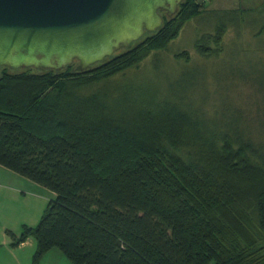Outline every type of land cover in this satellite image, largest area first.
Wrapping results in <instances>:
<instances>
[{
  "label": "trees",
  "instance_id": "obj_1",
  "mask_svg": "<svg viewBox=\"0 0 264 264\" xmlns=\"http://www.w3.org/2000/svg\"><path fill=\"white\" fill-rule=\"evenodd\" d=\"M160 10L156 30L90 67L0 65V163L56 192L36 224L7 229L14 246L35 237L31 264L54 246L75 264H264L259 147L260 161L251 140L219 143L177 102L123 113L87 89L165 47L202 7Z\"/></svg>",
  "mask_w": 264,
  "mask_h": 264
},
{
  "label": "rangeland",
  "instance_id": "obj_2",
  "mask_svg": "<svg viewBox=\"0 0 264 264\" xmlns=\"http://www.w3.org/2000/svg\"><path fill=\"white\" fill-rule=\"evenodd\" d=\"M197 1L201 13L185 21L165 47L87 89L101 90L112 109L123 113L177 102L219 143L224 135L251 140L259 160L258 147L264 153V2ZM221 25L226 29L217 44L213 34ZM204 35H210V53L197 47ZM47 201L39 200L40 217Z\"/></svg>",
  "mask_w": 264,
  "mask_h": 264
},
{
  "label": "water",
  "instance_id": "obj_3",
  "mask_svg": "<svg viewBox=\"0 0 264 264\" xmlns=\"http://www.w3.org/2000/svg\"><path fill=\"white\" fill-rule=\"evenodd\" d=\"M181 0H0V65L84 69L130 46Z\"/></svg>",
  "mask_w": 264,
  "mask_h": 264
},
{
  "label": "crops",
  "instance_id": "obj_4",
  "mask_svg": "<svg viewBox=\"0 0 264 264\" xmlns=\"http://www.w3.org/2000/svg\"><path fill=\"white\" fill-rule=\"evenodd\" d=\"M55 196L51 188L0 163V264H31L35 237L30 235L14 246L7 229L19 235L23 223L36 224L42 208L39 200L47 201ZM39 264L75 263L61 248L54 246L44 253Z\"/></svg>",
  "mask_w": 264,
  "mask_h": 264
},
{
  "label": "flooded vegetation",
  "instance_id": "obj_5",
  "mask_svg": "<svg viewBox=\"0 0 264 264\" xmlns=\"http://www.w3.org/2000/svg\"><path fill=\"white\" fill-rule=\"evenodd\" d=\"M163 11H165L166 12V10L165 9H162ZM124 46H122V47H120L118 50H120L121 48H123ZM117 51V50H116ZM77 61V63H76V67H77V65H78V63H79V60L77 59V58H75L74 59V61L72 62V63H74V62H76ZM71 63V64H72ZM92 64H90L88 67H90Z\"/></svg>",
  "mask_w": 264,
  "mask_h": 264
}]
</instances>
